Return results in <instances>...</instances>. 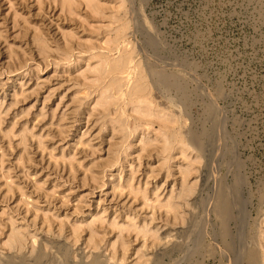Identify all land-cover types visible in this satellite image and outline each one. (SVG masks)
<instances>
[{
    "label": "rangeland",
    "instance_id": "374dc122",
    "mask_svg": "<svg viewBox=\"0 0 264 264\" xmlns=\"http://www.w3.org/2000/svg\"><path fill=\"white\" fill-rule=\"evenodd\" d=\"M59 1L0 0V261L246 264L237 249L264 230V0H104L100 14L85 0L74 14ZM100 56L126 62L110 111L97 104L111 78L96 80ZM136 85L174 126L129 110ZM116 116L124 131L111 126ZM167 131L201 158L183 221L163 205L189 160L165 159L156 138ZM224 199L235 208L228 220ZM131 218L157 238L126 231L127 250L117 242L113 256L112 223ZM13 226L26 232L22 249L8 246Z\"/></svg>",
    "mask_w": 264,
    "mask_h": 264
},
{
    "label": "bare ground",
    "instance_id": "6f19581e",
    "mask_svg": "<svg viewBox=\"0 0 264 264\" xmlns=\"http://www.w3.org/2000/svg\"><path fill=\"white\" fill-rule=\"evenodd\" d=\"M55 1V0H54ZM57 1V0H56ZM106 1V0H105ZM113 1V0H112ZM117 1V0H114ZM61 3V6L63 9H67V11L69 10V13H73L75 10V6H77L76 4H78V2H76L75 0H60L59 1ZM85 2L87 3V5L89 6V8H91V10L93 11V14H100L101 12L104 11V9L106 8V3L107 2H111V1H107L106 3L104 2V0H85ZM116 3V2H115ZM119 4V3H118ZM117 4V5H118ZM124 4V3H123ZM86 5V4H85ZM108 5V3H107ZM122 5V4H121ZM118 5V6H121ZM126 5V4H124ZM117 6V7H118ZM79 7V5H78ZM120 8V7H119ZM118 8V9H119ZM115 9V8H114ZM122 9V8H121ZM124 9V8H123ZM126 9V8H125ZM124 9V10H125ZM78 10V9H77ZM90 10V11H91ZM87 11V10H86ZM111 11V10H110ZM130 12V11H129ZM74 14V13H73ZM103 15V14H102ZM101 15V16H102ZM104 16V15H103ZM79 17V15H78ZM82 17V16H80ZM83 18V17H82ZM83 21V20H82ZM119 21V20H118ZM121 22V19H120ZM119 24V23H118ZM117 24V25H118ZM113 26V25H112ZM127 28V26H125V24L123 23L118 31H117V36L116 39L118 40L122 34L124 33V30ZM36 31V30H35ZM125 34V33H124ZM73 35V34H72ZM111 37V35H110ZM115 39V40H116ZM114 42V41H113ZM40 45L41 47L45 46L44 43L41 42L40 40ZM108 44V43H107ZM118 44V43H117ZM120 44V43H119ZM151 46V45H150ZM42 47V48H43ZM111 48V47H110ZM152 53V52H151ZM129 54V53H128ZM134 54V53H133ZM126 55V54H124ZM126 58V57H125ZM129 58V56H128ZM127 59V58H126ZM130 59V58H129ZM113 60V59H112ZM97 63L94 67V71L97 74V79L99 80V78L101 79L100 76H103L104 72H106L111 78L109 83H106V81L104 83H102L99 87L98 84V94H96L97 96V104L102 106V108L104 107L107 110H112L111 108H113L114 105L118 104L119 101V95L120 92L122 91L123 88V84L121 83V80H118V77L115 75L117 72L119 73L120 71H123L126 68V62H124L123 59H119L116 60L114 62H112L109 58L107 57H99L97 58ZM126 61V60H125ZM156 61V60H155ZM159 61V60H158ZM157 61V62H158ZM164 61V60H163ZM160 62V61H159ZM129 63V62H128ZM167 65H169V63H166ZM163 64L162 66L165 67ZM173 64V63H172ZM171 66V65H170ZM173 66V65H172ZM177 66V65H174ZM92 67V66H91ZM134 67V66H133ZM128 68V67H127ZM179 70V69H178ZM92 74V73H91ZM140 74V72H139ZM143 74V73H142ZM95 75V74H94ZM107 76V75H106ZM173 76V75H172ZM169 73H166L165 71H162L160 74V79L162 82L164 83H173L174 85L179 86L181 89H183L182 84L178 83V80L173 79ZM94 77V76H93ZM139 77V76H138ZM109 78V77H107ZM140 78V77H139ZM95 80V79H94ZM108 81V80H107ZM137 82V81H136ZM141 82V81H140ZM145 82V81H142ZM106 83V84H105ZM139 84V83H138ZM137 84V85H138ZM144 84V83H143ZM97 85V83H96ZM136 85V87H137ZM135 86V85H134ZM96 91V90H95ZM182 91V90H181ZM132 93V92H131ZM131 95V94H130ZM126 100V99H125ZM126 103V102H125ZM129 110H132L133 112L139 114V117H144V116H152L154 118L155 121H158L159 124H161L164 127H168L172 125L174 126L177 122V119L174 115H172L171 113H169V110L167 111L166 109H164L163 107H160V105H158L154 99L151 97L150 93L148 92V90L146 88L140 87L138 86L135 91L133 92V94L130 96V100H129ZM119 106V105H118ZM115 107V106H114ZM117 108V106H116ZM115 108V109H116ZM109 110V111H110ZM104 111V110H103ZM119 111V110H118ZM117 113V112H116ZM117 115V114H115ZM180 116V115H179ZM120 117V116H119ZM109 121V120H108ZM180 121V120H179ZM139 123V122H138ZM135 124V123H134ZM126 125L125 122L121 119L118 118L117 116L112 118V124L111 126L113 127V129L115 130H119V131H124L126 129ZM136 131V129H135ZM171 132V130H170ZM180 132V131H179ZM135 133V132H134ZM172 133V132H171ZM143 135V134H142ZM146 135V134H145ZM204 137V136H203ZM156 140L158 142H160L162 150L164 151V153H166L167 158L165 159H169L168 157H171L172 153L177 151L180 154H182V156L185 159H189L186 163V166H184V168H182L181 172H182V176L180 178V185L179 188L177 190H172L171 194L168 196V198L166 199V201L163 203L164 206L167 207V211L170 212L173 217L175 218V220L179 219H183V211H184V207L186 205H188V198L194 193L195 189H196V184L197 181L196 180H192L191 176L193 174V169L196 166V164L200 161L201 158H199L198 155H195L193 158L190 157V147L187 144L185 138L181 135V134H177L175 132V134L171 135L168 131L161 134L158 138H156ZM146 142H148V139L145 140ZM191 141H193L195 144L199 145L201 148H204L206 145L204 143H202L200 137L198 135H193L191 137ZM150 142V141H149ZM124 152V151H123ZM162 156V155H161ZM168 163V162H167ZM200 163V162H199ZM182 166V167H183ZM180 171V170H179ZM197 179V178H195ZM132 182V181H131ZM132 188V186L130 187ZM136 189V187H135ZM134 189V190H135ZM133 190V189H132ZM157 191V190H156ZM145 193V192H144ZM158 193V192H157ZM145 197L146 193H145ZM159 198V196H158ZM166 198V197H165ZM263 199V198H262ZM151 204V203H150ZM234 204V203H233ZM232 204V205H233ZM157 205V204H156ZM232 205L229 204V201L227 199H224L222 205H221V209L224 212V216L225 219H230L233 218V208ZM237 205V204H236ZM162 207V206H161ZM160 207V208H161ZM235 209V208H234ZM238 215V214H237ZM103 216V215H102ZM262 218V217H261ZM237 219V217H236ZM108 220V219H107ZM111 220V219H110ZM115 220V219H114ZM94 221V220H93ZM149 221V220H148ZM183 221V220H181ZM208 221V220H207ZM129 224L128 225H123V224H118L117 220L114 221L112 223V227L114 230H117V240L114 241L112 243V252H113V256L116 255V248H117V242H120L122 245V248L124 250L125 246H126V242L125 240H123L124 238V232H130V231H134L137 235H142L144 237H153V240H155L157 238V230H153L152 227L147 224L146 222L143 223L142 225H139L138 222L131 218L129 219ZM227 222V221H226ZM92 224V222L90 223ZM110 224V223H109ZM262 224V222H261ZM79 225V224H78ZM77 226V225H76ZM80 227V226H79ZM94 226H92L91 231L90 232V237H89V242H94L96 235L98 234L96 231V229L93 228ZM90 228V227H89ZM76 230V229H75ZM78 230V229H77ZM226 231V230H225ZM257 231V230H256ZM256 231H254L256 233ZM75 232V231H74ZM253 232V233H254ZM116 233V234H117ZM78 235V234H77ZM136 236V235H135ZM253 236V234H252ZM137 238V237H136ZM253 238V237H251ZM241 240V239H240ZM251 244H246L242 245L240 244V247L237 249V260L239 262H245L246 264H260L264 259V253L260 252V246L261 243L264 244V230L261 229V225L260 228L258 230V235L257 238H253L250 239ZM111 241V240H110ZM27 242V236H26V232L23 229L17 228L15 226L12 227L11 231L8 234L7 237V243L8 246L10 248H16V249H22L23 246L26 244ZM88 242V244H90ZM125 242V243H124ZM218 242V241H217ZM242 242V241H240ZM248 242V241H247ZM228 243V242H227ZM119 244V243H118ZM120 245V244H119ZM232 245V244H231ZM94 247V246H93ZM138 248V247H137ZM232 249V248H231ZM21 251V250H20ZM191 251V250H190ZM111 252V253H112ZM127 252V251H126ZM104 253V252H103ZM102 253V254H103ZM139 253V252H138ZM145 253V251H144ZM228 253V252H227ZM235 253V252H234ZM136 254V253H135ZM141 255V253H140ZM45 256V255H44ZM261 256L263 259H261ZM41 258H42V254H39L33 261L31 262H27L25 260H21V261H15L13 259H5L0 261V264H42L41 263ZM62 258V257H61ZM65 258V257H64ZM103 258V257H102ZM63 259V258H62ZM146 257L143 255L141 256V259L138 261L139 264H145L146 262ZM69 260V259H68ZM48 261V260H47ZM94 261V260H93ZM62 262V261H61ZM234 262V261H233ZM50 263V262H49ZM53 264V262H52ZM66 264V263H65ZM235 264V263H234ZM261 264H264V260Z\"/></svg>",
    "mask_w": 264,
    "mask_h": 264
}]
</instances>
